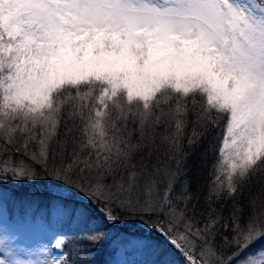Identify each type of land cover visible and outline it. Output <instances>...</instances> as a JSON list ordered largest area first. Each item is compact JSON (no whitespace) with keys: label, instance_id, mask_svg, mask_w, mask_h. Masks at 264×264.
Listing matches in <instances>:
<instances>
[{"label":"snow or ice","instance_id":"1","mask_svg":"<svg viewBox=\"0 0 264 264\" xmlns=\"http://www.w3.org/2000/svg\"><path fill=\"white\" fill-rule=\"evenodd\" d=\"M205 139L216 159L201 207L186 160ZM257 176L264 0H0V221L6 199L35 203L3 191L23 181L45 185L55 221L41 218L43 260L0 228V264H86L101 222L143 225L110 241L113 256L152 258L141 264H173L166 250L264 264V195L237 206Z\"/></svg>","mask_w":264,"mask_h":264},{"label":"trees","instance_id":"2","mask_svg":"<svg viewBox=\"0 0 264 264\" xmlns=\"http://www.w3.org/2000/svg\"><path fill=\"white\" fill-rule=\"evenodd\" d=\"M186 143V142H185ZM187 151V149H185ZM215 154L212 151V148L207 139L203 140L202 143L194 150L188 154L186 160V171L188 172V178L191 181V190L197 191L199 196V205L202 207L204 204V197L207 195L208 184L213 176V165L215 163ZM26 163H31V161L25 159ZM37 172L41 171V166L39 164L34 165ZM26 183L27 181H23ZM34 185H41L44 191H28L27 189H18L13 186L9 189L7 193H11L12 196L17 198H26L27 200L34 201L33 205H35L36 210L34 213L29 214L27 210H24L22 206L24 204L17 202H12L11 200L6 199L4 202L5 211L8 214V218L14 219L13 215L16 213H24L29 214L30 219L32 221L36 220V218H49L52 217L50 213V209L47 208L48 197L45 192V185L40 181L32 182ZM261 195H264V181H261L260 177L257 176L249 183V185L245 188L243 195L237 198V206L243 207L245 213L248 212L249 201L252 198H259ZM196 203V201H193ZM27 204V203H25ZM233 201L230 199H222L218 201L215 205L216 208L223 209V216L227 217L229 215L230 209L232 207ZM47 220V219H45ZM52 220V218H51ZM48 221V220H47ZM53 223V220H52ZM127 225H138L142 228L139 223H124L117 224L115 226H108L103 224L102 222L98 225L100 227H105L108 231V236L104 242H102L99 246L92 248V255L85 257L86 264H109L111 262L112 248L110 247V241L115 238L118 234H140L139 232L131 233L129 231L130 227ZM70 229V230H69ZM70 236L73 231L77 230V226L75 224L71 225L68 229H66ZM83 244L87 245L86 241H82ZM264 242H258V245ZM91 247V245H87ZM166 255L173 262V264H181V258L172 253L170 250H166Z\"/></svg>","mask_w":264,"mask_h":264},{"label":"rangeland","instance_id":"3","mask_svg":"<svg viewBox=\"0 0 264 264\" xmlns=\"http://www.w3.org/2000/svg\"><path fill=\"white\" fill-rule=\"evenodd\" d=\"M10 186L18 189L25 188L28 191H44L41 185H34L29 182H21L20 184L6 183L2 186L3 191L8 192L9 189L12 188ZM22 208L24 210H27L29 214L34 213V211L36 210V207L33 204H24ZM18 212L19 213H16V215L14 216L15 220L13 221L8 220L4 213L3 220L0 221V228L6 230L7 233L12 237V243L17 249L29 254L27 258L32 260H43L45 257L40 250L48 243L50 237H47L41 229L40 219L36 218V220L32 221L29 214L20 213L19 210ZM50 213L54 224V213H52L51 210ZM125 226L130 227V231H137L139 233H142L144 231L142 230V228L136 225L125 224ZM146 259L150 260L152 258L144 257L136 253L125 255L123 252H120L113 256L111 258V261L122 260L126 261L127 264H141V262L145 261ZM156 259L158 260L160 258L157 257Z\"/></svg>","mask_w":264,"mask_h":264}]
</instances>
